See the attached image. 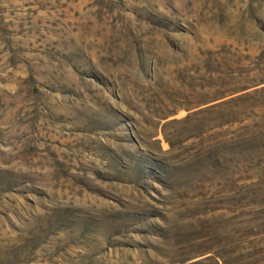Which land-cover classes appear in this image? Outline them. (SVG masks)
<instances>
[{"label": "rangeland", "instance_id": "rangeland-1", "mask_svg": "<svg viewBox=\"0 0 264 264\" xmlns=\"http://www.w3.org/2000/svg\"><path fill=\"white\" fill-rule=\"evenodd\" d=\"M0 264H264V0H0Z\"/></svg>", "mask_w": 264, "mask_h": 264}]
</instances>
